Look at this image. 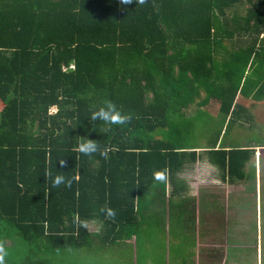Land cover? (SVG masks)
I'll list each match as a JSON object with an SVG mask.
<instances>
[{
	"label": "trees",
	"instance_id": "obj_1",
	"mask_svg": "<svg viewBox=\"0 0 264 264\" xmlns=\"http://www.w3.org/2000/svg\"><path fill=\"white\" fill-rule=\"evenodd\" d=\"M238 99L264 100V0H0L3 264L138 240L149 216L183 209L178 174L203 155L242 181L254 148L188 140L202 108L249 125ZM105 100L131 119L92 121ZM87 139L107 155L81 153Z\"/></svg>",
	"mask_w": 264,
	"mask_h": 264
},
{
	"label": "rangeland",
	"instance_id": "obj_2",
	"mask_svg": "<svg viewBox=\"0 0 264 264\" xmlns=\"http://www.w3.org/2000/svg\"><path fill=\"white\" fill-rule=\"evenodd\" d=\"M213 109L209 111L202 108L193 114V118L190 119L191 125L188 127L191 134L188 139L190 145L208 147L214 145L217 139L221 146L226 144L246 146L259 141L264 142V131L259 127V122L264 125L262 118L264 104L260 105V112H254V114H262V119L258 123L250 122L252 127L249 130L245 129V125L241 128L238 123L225 122ZM261 155H264V150ZM251 168L250 165L249 171ZM191 175L189 178L191 183L196 181L194 178L201 177L199 173ZM207 180L210 178L205 181ZM194 184L190 185L194 187ZM247 185L244 186L243 191L241 188L244 187L240 185L239 187L236 185L240 189L236 186H221L217 199L220 207L216 203L213 204L212 216L200 212L202 222L199 221L197 210L183 212L180 208V212L178 209L167 208L165 213L156 212L149 216L152 218L141 225L142 230L140 229L139 233L141 237L138 240L130 239L114 246H105L97 242L95 248L88 251L85 249L68 251L63 262L66 264H264V182L262 179L261 187L258 188L259 217H256L254 190L251 195L250 184ZM197 186L205 189L207 184L202 183ZM230 205H233V208L229 213L224 214V208ZM219 210L225 215L223 230L216 226L220 221ZM203 221L206 223L205 226ZM96 228L94 223L88 225L89 231ZM61 257L65 256L61 255L59 259Z\"/></svg>",
	"mask_w": 264,
	"mask_h": 264
},
{
	"label": "crops",
	"instance_id": "obj_3",
	"mask_svg": "<svg viewBox=\"0 0 264 264\" xmlns=\"http://www.w3.org/2000/svg\"><path fill=\"white\" fill-rule=\"evenodd\" d=\"M237 102L239 104H241L242 106H244L247 110H249V112L251 113L252 119L251 122H257L259 120H261L262 118L264 119V117L261 118L262 114H254V112L259 111L260 112V105L264 104V100L260 101V102H253L250 100H240L238 99ZM258 117V118H257ZM251 124L249 123V125L245 124V129H250ZM259 127L261 131H264V125L262 123L259 122ZM241 128H244V125H242ZM205 145H200V147H197V151L198 152H202L207 147H204ZM252 147L256 150V153L254 154L253 157H251L250 161L248 162V164L245 167V177L242 181H237L231 184L228 183H223L220 179L219 176V172L217 170V168L213 165H211L208 161L205 155H203V158L199 161H197L195 164H193L190 167H186L184 168L179 174V178L184 180L188 189H187V202L186 204H184L183 207V212L189 211V210H197L199 213V221L202 222V219L200 218V212H205V214L209 213L212 215H214L213 211L211 212V207L213 206L214 203L217 204L218 207H220L219 202H217V199L219 198L218 196V191L220 190V187H235L236 185L239 187H246L247 184H250L249 187L250 190H252V193H250L251 195L253 194V190L255 189V194H254V198L256 199V207L258 208V204H257V198L259 197V191L256 190L258 188L259 183L261 182V166L264 167V155H261L262 150H264V142L263 141H259L256 144H252V145H228L226 144L225 146H222L224 148H232V147ZM250 165L252 166L251 170L249 171V167ZM197 174L199 173V176L201 177H196L194 178V180H196L194 183L190 182L189 178H191V174ZM210 178V180L205 181L206 179ZM202 183H206L207 187L205 189H201L200 187L197 186V184H202ZM194 184V187H192L191 185ZM255 185V187H253ZM236 186V187H237ZM248 186V185H247ZM237 187V188H238ZM244 188H241V190L243 191ZM240 189V188H238ZM176 204L177 201H176ZM175 204V205H176ZM246 204V203H245ZM180 205H177L174 207V209L179 208ZM233 206V205H232ZM231 205L228 206V208H224V214L225 213H229V211L231 210V208H233ZM180 211V210H179ZM181 212V211H180ZM219 215H220V221L219 224H216V226H218V228L221 230H223V221L225 218V215L220 213L219 210ZM204 214V213H203ZM201 214V215H203ZM211 221H213L211 219ZM221 222V223H220ZM204 226L206 225V223L203 221ZM90 224V223H89ZM212 225H214V222H212ZM205 227H203L202 230H204ZM202 237V235H200V238ZM226 239V237H225ZM201 246V245H200ZM202 247V246H201ZM205 247V246H204Z\"/></svg>",
	"mask_w": 264,
	"mask_h": 264
},
{
	"label": "clouds",
	"instance_id": "obj_4",
	"mask_svg": "<svg viewBox=\"0 0 264 264\" xmlns=\"http://www.w3.org/2000/svg\"><path fill=\"white\" fill-rule=\"evenodd\" d=\"M134 0H119L121 5L127 6L132 4ZM143 4L145 0H135L136 3ZM90 119L92 121H99L102 122L103 125H125L131 117L125 113H122L121 110L117 108V106L111 100H105L103 105L97 109L92 111ZM79 151L84 155H91L100 151L98 145L93 142L92 140H85L84 142L79 144ZM100 154L103 156L107 155L106 151H100ZM154 179L157 181H165L166 176L164 172H156L154 173ZM65 182V177L63 176H56L53 180L54 186H59L61 183ZM71 182L68 181V184ZM101 211L105 212L106 216L109 218H115L116 212L115 210L108 208V209H101ZM84 227H87V224H83ZM7 253L0 248V264H3L4 256Z\"/></svg>",
	"mask_w": 264,
	"mask_h": 264
},
{
	"label": "flooded vegetation",
	"instance_id": "obj_5",
	"mask_svg": "<svg viewBox=\"0 0 264 264\" xmlns=\"http://www.w3.org/2000/svg\"><path fill=\"white\" fill-rule=\"evenodd\" d=\"M260 179H261V178H260ZM260 184H261V182L259 183V185H258V188H259V187H261V185H260ZM253 187H255V185H254ZM258 188H257L256 190H258V191H259V189H258ZM254 194H255V189H254ZM258 210H259V207H258V208L256 207V217H259ZM256 219H258V218H256Z\"/></svg>",
	"mask_w": 264,
	"mask_h": 264
}]
</instances>
